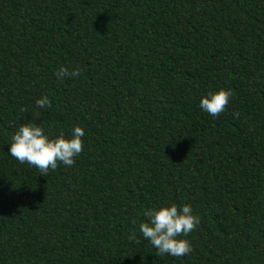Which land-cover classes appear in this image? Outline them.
Listing matches in <instances>:
<instances>
[{
	"label": "trees",
	"instance_id": "1",
	"mask_svg": "<svg viewBox=\"0 0 264 264\" xmlns=\"http://www.w3.org/2000/svg\"><path fill=\"white\" fill-rule=\"evenodd\" d=\"M30 122L84 130L71 167L9 157ZM168 204L187 256L139 234ZM0 264H264V0H0Z\"/></svg>",
	"mask_w": 264,
	"mask_h": 264
},
{
	"label": "clouds",
	"instance_id": "2",
	"mask_svg": "<svg viewBox=\"0 0 264 264\" xmlns=\"http://www.w3.org/2000/svg\"><path fill=\"white\" fill-rule=\"evenodd\" d=\"M79 74V69L69 72L67 68L61 66L55 76L62 80ZM231 96L230 89L209 92L200 98L198 107L203 113L216 117L225 110ZM35 106L45 109L51 108L52 104L46 95H42L35 101ZM84 135L81 127L73 126L71 138L65 139L61 134L50 139L42 127L30 122L22 124L12 135L8 154L18 163L35 167L46 174L49 169L55 170L58 163L67 167L74 164L75 157L82 151L81 138ZM142 215L145 219L138 224L139 234L150 243L157 255L183 257L191 253L189 240L177 238L187 237L200 223V217L192 214L191 205L184 204L179 208L175 204L162 205L157 209H145ZM129 239H136V233H131Z\"/></svg>",
	"mask_w": 264,
	"mask_h": 264
}]
</instances>
